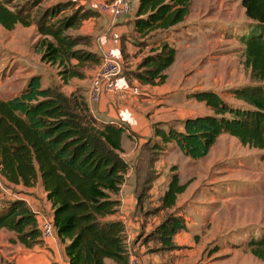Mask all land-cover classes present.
Masks as SVG:
<instances>
[{
    "label": "trees",
    "instance_id": "1",
    "mask_svg": "<svg viewBox=\"0 0 264 264\" xmlns=\"http://www.w3.org/2000/svg\"><path fill=\"white\" fill-rule=\"evenodd\" d=\"M43 1L10 6L9 0H0V28L35 26L42 37L41 61L57 66L65 85L72 79H86V71L99 67L102 56L91 51L90 36L67 31H78L97 13L86 9L66 14L73 2L40 10ZM192 1L138 0L131 21L136 48L140 53V46L153 44L131 73L140 84L165 82V71L177 53L170 41L184 28ZM240 5L249 21L240 41L252 84L229 90L239 105L226 103L213 90L194 92L191 97L203 102L211 114L180 121V130L171 124L164 130L166 123H155L147 151L158 152L173 143L185 158L197 161L208 155L222 135L244 147L264 150V0H241ZM85 94L82 88L66 95L57 88L42 87L41 76L32 75L18 95L0 100V177L24 189L40 183L50 204L55 237L65 244L67 264H128L125 224L121 219H107L120 211L118 195L128 171L121 141L128 127L98 122ZM187 185L173 175L160 208H174ZM40 226L41 219L23 200L0 209V230L12 232L25 248L44 240ZM185 229L184 222L168 217L155 232L163 245L173 248L174 236ZM250 243L251 254L264 262V238Z\"/></svg>",
    "mask_w": 264,
    "mask_h": 264
},
{
    "label": "rangeland",
    "instance_id": "2",
    "mask_svg": "<svg viewBox=\"0 0 264 264\" xmlns=\"http://www.w3.org/2000/svg\"><path fill=\"white\" fill-rule=\"evenodd\" d=\"M9 1L10 6H16L27 0ZM128 1L134 14L138 0ZM240 1H192L184 28L170 41L177 53L174 63L165 71V82L148 85L156 96L173 103L171 97L184 95L187 90H213L226 103L239 105L229 90L252 84L249 70L244 66V45L240 41L249 21ZM65 2H73L66 14L86 10L89 6L84 1L44 0L39 8L44 10ZM82 30L71 29L67 33L75 35ZM41 39L35 26L23 28L17 25L12 31L0 28V100L18 95L32 75L41 76L42 87L57 88L66 95L73 86L78 88L85 84L74 80L65 85L58 76V67L41 61ZM150 42L148 48L140 46L144 55L153 47ZM126 68L124 66L123 74L129 77L133 72ZM187 99H192L190 94ZM179 104L167 108L165 116L179 115L177 121L163 125L164 130L169 124L178 130L180 121L191 118L188 117V106ZM204 110L205 105L196 108L197 113H205ZM156 114L146 115L151 130L155 123L166 122V118L162 120ZM140 137L153 139V132L142 133ZM148 139L140 140L137 152L121 153L129 174L121 195L126 201L122 213L128 229L135 233L131 247L140 256L142 264H264L250 252V242L264 238V150L244 147L236 139L222 135L205 158L192 161L173 143L158 152L147 151L143 145ZM175 174L180 184L188 185L177 197L175 207L163 210L160 199ZM32 195L36 194L10 185L0 177V209L11 201ZM39 211L44 217L50 216L48 210L40 208ZM168 217L181 220L186 226L174 236L173 248L163 245L155 232ZM138 220L143 226L134 229V221ZM177 239L180 244L192 248L179 246ZM43 247L41 241L30 249L25 248L12 232L0 230V264H42L38 255ZM52 252L58 259L56 251L53 249Z\"/></svg>",
    "mask_w": 264,
    "mask_h": 264
},
{
    "label": "crops",
    "instance_id": "3",
    "mask_svg": "<svg viewBox=\"0 0 264 264\" xmlns=\"http://www.w3.org/2000/svg\"><path fill=\"white\" fill-rule=\"evenodd\" d=\"M97 1L111 2L112 0ZM86 9H91L97 13L96 17L88 18L82 25V33L90 36L92 39L91 51L98 54L99 56L110 53L113 57L122 62L123 71L124 66L129 68H126L128 72L135 71L137 64L140 62L141 58L144 57V53L143 51L139 53L138 48H136L135 40L137 36L131 22L134 14L130 13L111 23L110 14L99 13L97 10H95V7L92 3H89V6H87ZM100 67L101 65L93 70H87L86 79H72L69 81V83L74 80L80 81L81 83L84 81L85 84L82 83V85L78 86V88L86 90L85 97L88 107L90 109V112L98 122L124 123L128 127V131L123 135L121 141L123 152H137V148L141 143L140 140H146L147 138H149L148 140L151 139L150 137H143L146 139L140 137L142 133L151 134V132H153V129L151 130L149 128V122L146 120V115L150 113L155 116L156 112V115L159 116L157 118H162V120L166 118V122L164 123L177 121L176 116L179 115L178 113L174 116H165V113L167 112V108H169L170 106H180L179 103H183V105L188 106V117L192 118L203 114H209L210 109L206 106L204 110L205 113H197L196 111L197 106L203 108V105H205L204 103L198 102L194 98L187 99V95L194 93V89H192L191 91L187 90L184 95L180 94L178 96L179 98L171 97L173 101L172 103L167 101L166 98L156 96V92L153 91L152 87L140 84L131 76V74L129 77L123 74L116 80L115 93H104L100 97L98 102H92L88 98V92L90 89L92 78ZM75 83L77 84V82ZM72 88V91H74L77 87L73 86ZM180 129L181 128L178 125V130ZM144 146L145 144L143 145V147ZM127 178H129V174L126 175L125 180ZM126 183L127 181H125L122 185L120 193L118 195V199L121 202L119 213L115 216L108 217L107 219H121L124 222L128 235L127 244L129 247H131L134 236L133 234L135 233L128 229L122 213V207L126 204V201L122 200L121 195L123 194ZM137 188L138 181L136 179V187L133 192V196L135 195V197ZM28 192L30 194L36 195H32L26 198H20L19 200H23L28 207L39 213V215H42V213L39 211L40 208L45 209L46 211L48 210L51 215L50 204L45 199V193L42 190L40 183L38 182L36 187L28 189ZM139 220L142 219L139 217ZM139 220L134 221V229L142 228L143 224L141 225ZM42 241L44 242V247L43 249H40L39 252L41 253L38 255L39 261L42 264H67V260L63 252L65 244H61L57 238ZM177 241V244L179 246L187 245L188 247L192 248L191 245L180 244L178 239ZM134 243L137 245V242ZM53 249L56 251L58 259L54 258V253L52 252ZM107 263L113 264L110 261H108Z\"/></svg>",
    "mask_w": 264,
    "mask_h": 264
},
{
    "label": "built area",
    "instance_id": "4",
    "mask_svg": "<svg viewBox=\"0 0 264 264\" xmlns=\"http://www.w3.org/2000/svg\"><path fill=\"white\" fill-rule=\"evenodd\" d=\"M92 3L101 14H110L111 23L117 21L119 18L131 13V5L127 0H112L111 2H100L97 0H69ZM123 74V65L118 59L113 57L110 53L102 55V64L99 70L92 78L88 98L92 102H98L104 93H115V82ZM34 214L40 216L41 219V235L44 240L55 239L53 219L52 216L44 217L33 210ZM128 264H142L138 253L128 246Z\"/></svg>",
    "mask_w": 264,
    "mask_h": 264
}]
</instances>
